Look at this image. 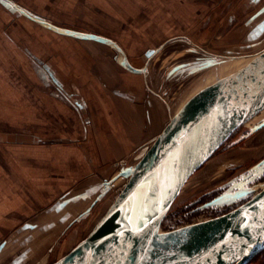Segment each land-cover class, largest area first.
Wrapping results in <instances>:
<instances>
[{
	"label": "rangeland",
	"instance_id": "rangeland-1",
	"mask_svg": "<svg viewBox=\"0 0 264 264\" xmlns=\"http://www.w3.org/2000/svg\"><path fill=\"white\" fill-rule=\"evenodd\" d=\"M10 1L55 26L111 39L132 66H146L132 74L111 46L58 34L0 4V243L9 246L0 264H51L89 234L126 182L119 172L133 168L177 109L264 50V31L250 38L264 13L247 23L264 0ZM207 59L209 70L190 72ZM44 67L60 90L38 76ZM105 112L124 123L113 137L98 136L110 131ZM255 116L188 178L160 233L225 214L264 189V112ZM36 226L48 235L25 263Z\"/></svg>",
	"mask_w": 264,
	"mask_h": 264
},
{
	"label": "water",
	"instance_id": "water-1",
	"mask_svg": "<svg viewBox=\"0 0 264 264\" xmlns=\"http://www.w3.org/2000/svg\"><path fill=\"white\" fill-rule=\"evenodd\" d=\"M0 4L58 34L111 46L120 55L119 63L126 71L143 75L146 72V66H132L120 46L106 37L59 28L10 0H0ZM263 13L264 5L247 23ZM263 31L264 19L251 30L250 38L255 39ZM156 52L147 50L145 56L149 59ZM212 65V60H203L190 72ZM183 67L184 64L175 65L170 73ZM45 71L60 90L58 80L48 68L39 69L38 76L47 81ZM263 109L264 52L242 70L191 96L151 139L133 168L119 172L126 182L92 231L51 264H248L264 250V189L225 214L161 236L158 232L188 178L238 127ZM225 199L223 196L216 200ZM67 202H60L57 209ZM4 245L0 243V252ZM16 263L18 260L12 261Z\"/></svg>",
	"mask_w": 264,
	"mask_h": 264
},
{
	"label": "crops",
	"instance_id": "crops-1",
	"mask_svg": "<svg viewBox=\"0 0 264 264\" xmlns=\"http://www.w3.org/2000/svg\"><path fill=\"white\" fill-rule=\"evenodd\" d=\"M257 23H259V22H256L255 24H254V26L257 24ZM253 26V27H254ZM258 54V53H257ZM210 69V67L208 68V69H206V70H209ZM233 72H235V70L233 71ZM233 72H231V73H233ZM231 73H229V74H231ZM228 74V75H229ZM227 76V75H226ZM223 77H225V76H223ZM223 77H221V78H223ZM220 79V78H219ZM213 82H211V84H212ZM210 85V84H209ZM205 86H208V85H205ZM205 86H203L202 88H204ZM187 101V100H186ZM185 103V102H184ZM179 109V108H178ZM177 109V110H178ZM106 113V115H104V118H103V120H105L106 122H107V124L106 125H104V127H106L105 129H110V131H109V133L108 134H104L102 131L98 134V136H108V137H113L116 133H115V130L118 132L120 129H119V127H120V125H121V123H122V121H121V119H120V117H119V120L114 116V114L112 113V112H105ZM104 113V114H105ZM123 116V115H122ZM150 116V115H149ZM151 117V116H150ZM149 117V118H150ZM122 119H124V117H122ZM157 119V118H156ZM146 120H148L147 118H146ZM124 122V121H123ZM130 118H129V120L128 119H126V123L128 124V127H129V125H130ZM122 124H124V123H122ZM94 198V197H93ZM92 201V200H91ZM90 202V201H89ZM40 232V233H39ZM33 235H35L36 237L32 240V244L30 245V251L26 254V259H25V263L26 262H28V261H33V259L32 258H34V256L35 255H37L38 256V254L40 253V249H41V247H42V240L43 239H45V237L44 236H46V235H48V233H41V231L39 230V226H36V230L35 231H33V234H32V236ZM8 247L9 246H7V244L5 245V247L2 249V251L0 252V258H2L3 256H4V254L6 253V251H7V249H8ZM16 249H18V250H16L17 252L20 250V249H22V248H16ZM25 250H27V248H24L23 249V251H25ZM15 251V253H17ZM22 252V251H21ZM37 253V254H36Z\"/></svg>",
	"mask_w": 264,
	"mask_h": 264
},
{
	"label": "flooded vegetation",
	"instance_id": "flooded-vegetation-1",
	"mask_svg": "<svg viewBox=\"0 0 264 264\" xmlns=\"http://www.w3.org/2000/svg\"><path fill=\"white\" fill-rule=\"evenodd\" d=\"M12 2V1H11ZM13 4H15V5H17L16 3H14V2H12ZM18 6V5H17ZM4 7V6H3ZM18 7H20L21 9H22V7L21 6H18ZM6 9V8H5ZM24 10V9H23ZM27 12V11H26ZM10 13H12V12H10ZM12 14H18V12H15V13H12ZM30 14V13H29ZM32 15V14H31ZM39 17V16H38ZM40 18V17H39ZM43 21H45L43 18H41ZM46 22V21H45ZM58 27V26H57ZM59 28H61V27H59ZM104 37V36H103ZM111 40V39H110ZM151 50H154V49H151ZM264 51V50H263ZM146 52V51H145ZM118 53V52H117ZM260 53V52H259ZM144 55H145V53H144ZM146 57V56H145ZM173 68V67H172ZM170 70V69H169ZM48 75V74H47ZM50 77L48 76V79H49ZM262 112H264V109L262 110V111H260L256 116H262ZM255 116V117H256ZM262 120H264V119H262ZM264 121H262L260 124H259V127L261 126V127H263L264 126V124H262ZM252 123V122H251ZM256 123V122H255ZM252 125V124H251ZM255 125V124H254ZM249 127H252V126H249ZM260 127V128H261ZM239 128V127H238ZM238 128L230 135V137L229 138H231V136H233L234 135V133L238 130ZM246 134H248L247 133V131H244L240 136L241 137H243V136H245ZM228 138V139H229ZM238 139H241V138H238ZM224 144V143H223ZM222 144V145H223ZM221 145V146H222ZM220 146V147H221ZM141 148V147H140ZM263 148H264V146H263ZM264 164V160L263 161H261L260 162V165H263ZM257 165V164H256ZM255 167H257V166H255ZM219 196V195H218ZM214 198V197H213Z\"/></svg>",
	"mask_w": 264,
	"mask_h": 264
},
{
	"label": "bare ground",
	"instance_id": "bare-ground-1",
	"mask_svg": "<svg viewBox=\"0 0 264 264\" xmlns=\"http://www.w3.org/2000/svg\"><path fill=\"white\" fill-rule=\"evenodd\" d=\"M263 52H264V51H262V52H260V53H258V54H256V55H254L253 57H251L250 59H248L247 62L244 63L241 67H239V69H238L236 72H238V71L242 70L243 68H245V67H246L247 65H249L251 62H253L258 56H260ZM236 72H233V73H231V74H229V75H227V76H225V77H228V76H230V75H232V74H234V73H236ZM225 77H223V78H225ZM223 78H220V79H223ZM220 79H218V80H220ZM218 80H216V81H218ZM216 81H214L213 83H215ZM213 83H212V84H213ZM210 85H211V84H210ZM208 86H209V85H208ZM205 87H207V86H205ZM205 87H204V88H205ZM202 89H203V88H202ZM200 90H201V89H200ZM197 92H198V91H197ZM197 92H196V93H197ZM193 95H194V94H193ZM193 95H192V96H193ZM185 102H186V101H185ZM183 104H184V103H183ZM183 104H182V105H183ZM182 105H181V106H182ZM181 106L179 107V109L181 108ZM179 109H178V110H179ZM178 110H177V111H178ZM89 203H90V202H89ZM97 222H98V220L96 221V223H97ZM96 223H95V224H96ZM95 224H94V226H95ZM94 226H93V228H94ZM93 228H92V229H93ZM92 229L90 230V232L92 231ZM90 232H89V233H90ZM161 235H163V233L158 232V236H161Z\"/></svg>",
	"mask_w": 264,
	"mask_h": 264
},
{
	"label": "trees",
	"instance_id": "trees-1",
	"mask_svg": "<svg viewBox=\"0 0 264 264\" xmlns=\"http://www.w3.org/2000/svg\"><path fill=\"white\" fill-rule=\"evenodd\" d=\"M262 255H264V250H263L262 252H260L258 255H256V256L251 260L250 264L253 263V262H255V259L257 260V259H258L260 256H262Z\"/></svg>",
	"mask_w": 264,
	"mask_h": 264
}]
</instances>
